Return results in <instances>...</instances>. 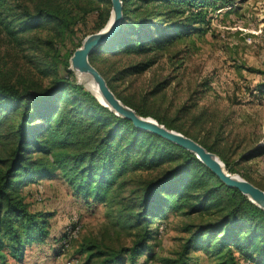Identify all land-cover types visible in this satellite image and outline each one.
Segmentation results:
<instances>
[{
    "label": "trees",
    "instance_id": "obj_1",
    "mask_svg": "<svg viewBox=\"0 0 264 264\" xmlns=\"http://www.w3.org/2000/svg\"><path fill=\"white\" fill-rule=\"evenodd\" d=\"M233 1L121 0L117 28L88 53L123 103L193 138L217 154L228 171L237 170L236 160L199 132L198 126L209 120L205 105L195 109L196 102L186 108L181 103L173 114H161L144 91L131 95L125 78L147 69L175 39L197 30L209 9L232 7ZM109 9L110 0H0V32L26 65L14 76L0 70V264L7 263V254L22 259L27 244L47 235L46 213L27 209L21 189L54 170L84 201L106 204L113 222L132 228L126 246L83 243L86 263L134 264L157 231L153 222L171 210L195 219L184 222L187 234L178 256L162 258L164 264H185L191 248L203 249L215 264H236L234 252L264 264L263 208L225 184L192 151L134 126L76 82L68 68L76 45L65 41L87 14H94L96 28L102 27ZM128 55L143 58L105 65L107 56ZM31 67L38 79L28 74ZM166 84L157 81L154 92ZM257 89L264 90V80ZM250 151L262 153L264 144Z\"/></svg>",
    "mask_w": 264,
    "mask_h": 264
},
{
    "label": "rangeland",
    "instance_id": "obj_2",
    "mask_svg": "<svg viewBox=\"0 0 264 264\" xmlns=\"http://www.w3.org/2000/svg\"><path fill=\"white\" fill-rule=\"evenodd\" d=\"M231 5L209 9L197 30L175 39L147 69L125 79L131 95L144 91L161 114H173L181 103L186 108L196 102L195 109L205 105L209 120L198 126L200 134L236 160L237 170L232 172L245 174L264 187V152L250 151L264 144V90L257 89V83L264 80V0H234ZM95 22L94 14H87L65 45L77 46L85 34L98 29ZM139 58L143 55L107 56L105 65L113 62L118 66ZM25 66L19 50L0 32V70L14 76ZM28 74L38 79L32 67ZM75 77L89 89L81 75ZM164 79L166 86L154 92L153 84ZM243 153L247 154L241 157ZM21 194L27 209L46 213L48 233L42 242L27 244L22 259L7 254L6 264H64L70 256L77 257L75 264H90L83 243L96 242L100 247L131 243L132 228L113 222L106 204L84 201L75 194L58 170L36 176L22 186ZM71 213H75L79 228L75 237L61 246L59 237ZM194 219L192 213L166 211L153 222V227L161 223L162 228H157L135 263L164 264L162 258H176L187 234L183 224ZM148 253L150 257H146ZM234 256L236 264H253L237 252ZM185 264H215V260L203 249L191 248Z\"/></svg>",
    "mask_w": 264,
    "mask_h": 264
},
{
    "label": "water",
    "instance_id": "obj_3",
    "mask_svg": "<svg viewBox=\"0 0 264 264\" xmlns=\"http://www.w3.org/2000/svg\"><path fill=\"white\" fill-rule=\"evenodd\" d=\"M121 18V0H110V9L104 25L97 30L85 34L79 45H77L68 57V68L74 74L84 72L94 82L98 96L92 92L103 105H106L114 113L129 118L134 126L153 131L187 149L192 151L195 156L202 161L212 172H214L225 184L234 186L247 196L252 202L264 209V190L253 184L241 175L228 171L220 158L213 151L206 149L193 138L181 133L173 128H168L158 122L150 115H141L136 113L133 108L123 103L111 89L101 73L91 64L88 59V53L98 44L109 38L112 32L117 28ZM76 82L80 80L76 78Z\"/></svg>",
    "mask_w": 264,
    "mask_h": 264
},
{
    "label": "built area",
    "instance_id": "obj_4",
    "mask_svg": "<svg viewBox=\"0 0 264 264\" xmlns=\"http://www.w3.org/2000/svg\"><path fill=\"white\" fill-rule=\"evenodd\" d=\"M79 223L77 222L76 215L75 213H71L68 216V219L64 225V228L62 229L61 232V238H60V245L65 246L67 243L76 235V232L78 230ZM158 231L161 230L162 224H158L157 226ZM77 261V257L75 256H70L65 259L64 264H75Z\"/></svg>",
    "mask_w": 264,
    "mask_h": 264
},
{
    "label": "bare ground",
    "instance_id": "obj_5",
    "mask_svg": "<svg viewBox=\"0 0 264 264\" xmlns=\"http://www.w3.org/2000/svg\"><path fill=\"white\" fill-rule=\"evenodd\" d=\"M77 74L81 75L82 80H84V82L88 85L89 89L91 91H93L98 96L97 89H96V86H95L94 82L86 75V73H84V72H76L75 76ZM80 83L82 85H84L81 81H80Z\"/></svg>",
    "mask_w": 264,
    "mask_h": 264
}]
</instances>
